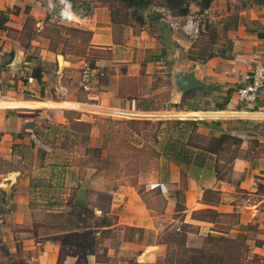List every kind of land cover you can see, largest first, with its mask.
<instances>
[{"label":"crops","instance_id":"0c3cea01","mask_svg":"<svg viewBox=\"0 0 264 264\" xmlns=\"http://www.w3.org/2000/svg\"><path fill=\"white\" fill-rule=\"evenodd\" d=\"M229 1L238 3L230 7L232 22L224 26L218 51L191 61L183 55L190 43L163 17L146 22L138 9L142 21L131 15L121 24L100 0H83L77 7L84 18L72 24L87 29L85 45L79 54L61 51L66 62L59 59V66L49 47L50 32L69 22L57 18L44 0H0V264H59V240L37 234L31 216L33 201L56 198L46 192L39 196L33 182L46 180L64 197L76 182L97 179L89 177L98 166L88 158L105 159L112 122L126 111L194 118L193 132L204 141L188 145L187 163L170 157L153 180L138 186L139 178L124 177L103 188L108 206L97 211L110 217L106 228L152 230L154 215L172 220L179 212L190 228L189 240L205 234L242 236L264 260V84L250 103L234 97L252 64L264 59V0ZM212 3L204 9L210 17ZM83 60L103 72L85 89L78 86ZM176 60L193 62L195 75L213 85L184 91L173 103L170 74ZM219 134L224 136L218 145L210 142ZM150 193L161 200L158 212ZM164 246H143L134 261H156ZM83 262L106 264L89 253ZM60 264L78 262L68 257Z\"/></svg>","mask_w":264,"mask_h":264},{"label":"rangeland","instance_id":"374dc122","mask_svg":"<svg viewBox=\"0 0 264 264\" xmlns=\"http://www.w3.org/2000/svg\"><path fill=\"white\" fill-rule=\"evenodd\" d=\"M70 1L72 9L77 6L81 7L80 3L82 2L78 4L77 0ZM100 1L107 6L110 17L117 20V22L125 24L132 18L131 8L124 6L120 1ZM145 1L150 4L158 2V0ZM240 1L248 2L250 0ZM237 3L229 0H213L210 10L213 17H210L206 15L204 9L198 8L194 2H188L186 14L181 15L179 18H183V16L196 17L198 33L195 37L190 38L180 31L184 40L190 43L186 46L188 49L183 52L184 57H204L209 53L218 51L220 41L223 38L224 26H230L232 22L234 9L230 7L237 5ZM155 7L160 6L155 5ZM164 23L167 25L166 22ZM75 25L77 24L62 22V24L53 26L50 32L49 47L58 54L64 49L79 54L85 45L88 31ZM30 31L31 27L28 25L27 33ZM59 66H62V64H59ZM115 117L118 120L112 122L105 145L109 159L100 161L96 158H88L87 161L88 164L98 166L96 171L90 173L89 176L92 178L97 176V179L92 181L87 178L83 188L82 201L91 208V215L86 210L85 212L80 211L78 208L67 207L63 203L64 200L76 197L75 192L79 186L78 182L64 197L59 194L56 186L47 184L46 180L39 182L42 184L33 182V186H37L35 190L39 191V196L42 192H46V195L50 194L51 198H56L33 201L31 216L35 220L34 224L39 225L37 234L41 237H55L59 240V264L61 260H66L68 257L75 258L78 264H84V256L88 253L92 254L97 260L106 262V264H136V261H134L137 255L136 252L143 246H148L153 242H162L165 246L159 256H156V261L152 259L150 261L143 260L142 264H173L178 259L183 260L187 255L195 256L196 253L188 254L185 252L187 247L201 249L203 254L212 260V263L214 258L218 257L224 264H264L263 259L251 255L254 253L247 247L245 237H243V240L240 239V236H237L224 241L216 237L218 234H215L210 238L206 236L189 240L185 232L190 228L179 220V212L172 214V220L154 215L156 229H129L128 231L125 229H112L100 233L94 227V224L98 223L100 217H104V215L99 214L97 209L102 210L108 206L110 196L104 191L105 189L112 187L115 181L119 182L124 177L139 178V183H137L139 186L146 179L153 180L155 176L162 175L165 170L164 164L170 157L173 158V152L172 154L168 152V155L160 152V148L165 142H173L175 149V144L184 143L185 139L187 145L204 141V137L196 136L193 132L194 127L191 128L190 123L194 118L183 119L174 116L169 111L150 117H130V115ZM175 120H178V122H175ZM99 123V125H103L105 121ZM231 124L235 125L234 122ZM172 138L174 140L170 141ZM190 151L191 149H189ZM158 153L160 157H155V154L158 155ZM188 155L191 156V152ZM154 196L150 193V198L152 197L150 200L151 206L154 208L153 211L158 212L161 210V200ZM47 209L56 211L48 214ZM106 219L109 221L110 217H106ZM125 236H129L131 241L128 242L129 244L121 246V241L125 240ZM167 251V256H165L164 254Z\"/></svg>","mask_w":264,"mask_h":264},{"label":"trees","instance_id":"16d2710c","mask_svg":"<svg viewBox=\"0 0 264 264\" xmlns=\"http://www.w3.org/2000/svg\"><path fill=\"white\" fill-rule=\"evenodd\" d=\"M116 1H120L124 6L130 7V13L132 15H134V17L137 20H141L142 18L139 14H136L135 11H137L138 9H143L146 8L148 6H160L163 7L166 11H168V13H170L171 15H185L187 12V7H188V2H194L196 4V6H198V8H200L201 10L206 9L209 6V2L210 0H158L157 3L155 4H150L149 2L145 1V0H116ZM210 55H212V53H209L207 55H205L204 57H188L189 60L191 61H203L206 58H209ZM36 77H40L39 73H35ZM182 121V120H181ZM175 122H178V120H175ZM192 126L191 128H193L195 126V123L192 121L190 123ZM224 136V134H219L218 136L215 137H211L210 138V142L212 141L215 145H218L219 141L221 140V138ZM174 138H172L170 141H173ZM186 139L184 140V143L180 142L178 145L175 144L176 148L174 149V144L173 142H165L164 145L161 146L160 148V152L163 154L168 155L169 153L172 154L173 152V159L178 161H182L183 163H187L188 162V157H189V148L188 145L185 143ZM169 152V153H168ZM175 155V156H174ZM155 157H159V153L158 155L155 154ZM106 159H109V156L107 155L105 157V159L101 160L104 161ZM153 188H156L158 191V186H155ZM174 193L176 195H178L179 191L176 189L174 190ZM65 206H69V207H74V208H78L80 211H84L85 210L88 212V214H92L91 212V208H89L87 205L83 206L80 204H76L72 202V199L66 200L65 202ZM111 224L110 221H108L106 219V216L104 217H100L98 219V223L94 224V227L97 228V230L100 233L106 232L107 230H111L106 228L107 226H109ZM123 229H125L126 231H128L129 229H136V230H140L139 227H133V226H128V227H124ZM215 235V234H213ZM213 235H209V234H205L203 236H199V237H206L208 236L213 237ZM238 235H221L218 234V236L220 239L226 241V240H231V238H236ZM241 240H243V237L240 236ZM230 238V239H229ZM130 239L129 236H125V240ZM162 243V242H159ZM168 247V246H166ZM176 249V248H174ZM185 249V247H184ZM186 253L191 254V253H196L195 256L193 255H187L185 256V258L183 260L178 259L176 260L173 264H224L221 259L214 258V262L212 263V260H210V258L208 256H205L203 254V251L199 248H195V247H187L185 250ZM168 251L164 254L165 256H167ZM253 257L257 256L259 258V256L254 253L251 254ZM260 259V258H259Z\"/></svg>","mask_w":264,"mask_h":264},{"label":"built area","instance_id":"2783aa9c","mask_svg":"<svg viewBox=\"0 0 264 264\" xmlns=\"http://www.w3.org/2000/svg\"><path fill=\"white\" fill-rule=\"evenodd\" d=\"M83 0H77L82 2ZM45 7L47 9L53 10L56 14L57 18L62 21L76 23L84 18L85 12L83 9L77 7L72 9L70 0H44ZM160 12L162 13V17L167 25L172 27L173 29L182 31L185 35L193 38L198 33V25L197 19L194 16H183L180 20H174L171 16L165 12L162 7H158ZM103 72L100 68L88 63L83 60L79 67V82L78 86L81 89H85L88 82L96 77H101ZM3 81L2 74L0 71V89L1 83ZM264 84V59L256 60L252 64V70L250 75L244 84L240 87L236 88L234 97L237 103L246 104L253 101L256 93ZM60 95L62 94L61 90L57 91ZM121 115H130V116H141V117H150L151 115L148 113L141 112H122ZM34 141H37L34 137H32ZM38 245L41 243L38 242Z\"/></svg>","mask_w":264,"mask_h":264},{"label":"water","instance_id":"95a60500","mask_svg":"<svg viewBox=\"0 0 264 264\" xmlns=\"http://www.w3.org/2000/svg\"><path fill=\"white\" fill-rule=\"evenodd\" d=\"M138 11L146 22L162 18V13L160 12L159 9L155 8L154 6L150 8H143V9L141 8ZM54 59L57 64H59V59H61L62 63L66 62L57 53L54 54ZM170 78L172 81L171 84L174 95L173 103L179 100L180 94L184 91L197 87L208 88L213 85L212 82L204 81L195 75L194 63L191 61H184V60L174 61L171 64ZM83 188H84V183H80L75 192L76 197L73 199L72 202L85 206V203L82 201Z\"/></svg>","mask_w":264,"mask_h":264}]
</instances>
